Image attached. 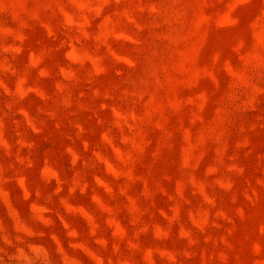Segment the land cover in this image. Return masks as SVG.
I'll use <instances>...</instances> for the list:
<instances>
[{
    "label": "rangeland",
    "instance_id": "rangeland-1",
    "mask_svg": "<svg viewBox=\"0 0 264 264\" xmlns=\"http://www.w3.org/2000/svg\"><path fill=\"white\" fill-rule=\"evenodd\" d=\"M0 264H264V0H0Z\"/></svg>",
    "mask_w": 264,
    "mask_h": 264
}]
</instances>
